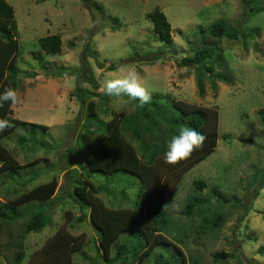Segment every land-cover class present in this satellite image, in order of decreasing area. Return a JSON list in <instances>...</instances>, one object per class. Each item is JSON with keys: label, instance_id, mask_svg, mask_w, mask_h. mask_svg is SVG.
Instances as JSON below:
<instances>
[{"label": "rangeland", "instance_id": "obj_1", "mask_svg": "<svg viewBox=\"0 0 264 264\" xmlns=\"http://www.w3.org/2000/svg\"><path fill=\"white\" fill-rule=\"evenodd\" d=\"M247 1L5 0L14 10L18 43V98L11 106L10 117L25 124L2 138L1 143L21 166L35 159L40 162L19 169L14 177L1 174L0 200H12L53 178L58 179L60 188L52 200L28 203L17 210L43 211L46 220L41 231L30 232L23 238L24 256L19 263L11 261L12 255L6 251L8 259L0 256V264H31L32 255L65 224L66 212L70 211L72 221L68 230L80 239V249L72 264H106L99 249L98 229L87 216L83 222H77L80 210L85 214L88 210L81 209L70 198L74 182L82 180L80 174L84 173L77 162L81 160L80 150L83 154L86 151L82 139L88 137L85 125L95 119L88 117L80 104L84 96L78 91L91 90L81 68L84 60L100 86L98 91L105 80L121 78L130 69L149 93L171 94L218 113L214 151L188 170L165 200L168 228L163 235L178 248L159 245L142 264H153L156 256L170 252L180 257L181 264H264V13H251ZM258 4L264 7V0ZM155 9L163 12L171 25L173 43L169 46L158 38L145 18L146 13ZM112 17L115 24L111 23ZM214 22L240 29L246 35L237 40L212 39L218 43V53L226 64L220 72L227 71L231 79L226 84L210 80L208 74L200 76L194 66H178L184 56L181 52L187 55L192 46L200 45L204 38L200 29L207 30ZM51 34L60 35V55L40 52L38 39ZM144 39H148L149 46L138 45ZM87 47L93 53L86 58ZM143 47L147 48L146 58L150 53L155 56L148 61L134 60L143 57ZM205 64L211 65L210 61ZM111 65L117 68L107 70ZM213 67L218 71L217 66ZM198 79L202 83L201 94ZM130 104L116 96L107 110L130 113ZM167 114L179 117L171 107ZM98 118L104 122L111 119L109 114ZM33 124L48 130L41 131ZM132 144L136 145L134 141ZM90 180L113 192L115 196L103 193L104 200L119 208L132 209L143 200L139 180L129 174L96 173ZM195 181L205 185L198 189ZM192 197H198L203 212L193 210L186 215V202ZM26 218L11 222L15 231L7 234L5 228L0 233V243H13L15 233H21L27 223ZM119 240L138 248L144 243V238L128 233ZM135 252L136 248L132 253Z\"/></svg>", "mask_w": 264, "mask_h": 264}, {"label": "trees", "instance_id": "obj_2", "mask_svg": "<svg viewBox=\"0 0 264 264\" xmlns=\"http://www.w3.org/2000/svg\"><path fill=\"white\" fill-rule=\"evenodd\" d=\"M258 3L259 0H248L245 4L251 13H264V7L259 6ZM94 6L96 5L94 4ZM145 18L151 22L155 34L163 43L168 46L173 43L171 25L163 12L155 9L146 13ZM111 19V23L115 24L116 19L113 17ZM200 34L204 37L200 45L192 46L187 55L182 51L184 56L180 58L178 66H194L200 76L208 74L210 80H214V82L230 83L231 79L227 71L220 72L222 68H226V64L218 53L220 51L218 43H214L212 39L220 40L224 37L237 40L239 36L246 38V35L242 34L240 29L227 28L221 22L212 23L207 30L201 28ZM16 36L17 24L14 10L5 0H0V93L7 88L15 90L17 88L18 43ZM147 40L144 39L143 43H138V45L150 44ZM38 44L41 54L42 52L48 56L61 54L60 35L51 34L41 37L38 39ZM146 50L147 48L143 47L141 51L143 57L134 60L143 61L146 58L144 55ZM90 52L93 53L87 47L84 56L87 58ZM261 53L263 54L264 51ZM150 57L145 61H148ZM207 61H210V66L205 64ZM81 65L85 82L91 90L81 88L78 91L82 97L84 96V98L81 97L83 100L81 99L80 104L84 109L86 108L88 117H95V119L88 126L85 125L88 137L83 136L82 139H84L86 151L83 154L80 150L81 160L77 162V166L83 168L84 173L80 174L82 180L78 178L74 182L72 196H70L73 202L80 205L81 209L85 207L88 210V214L80 210L81 214L77 222H83L87 216L90 224L98 229L99 249L103 253L102 257L106 260V264H142L151 251L159 245L178 248L163 235V233L166 234V228H168L165 200H168L174 192L184 174L214 151L218 138V113L215 109L178 100L171 94L155 93H150L151 101L143 107H140L127 95L122 94L120 96L131 103L130 105L133 107L131 112L126 113L124 110L108 112V103L116 96L105 95L103 89L98 91L100 86L95 83L87 70L86 60L82 61ZM213 65L217 66L218 71H214ZM116 68L111 65L107 67V70ZM197 86L201 94L202 83L199 79ZM12 104L11 101H8L0 106V119H7L13 125V127L0 130V175L6 173L9 177H14L13 175H16L19 169L34 166L40 162L35 159L29 164L21 166L1 143L2 138L11 134L18 126L25 124L10 117ZM103 105L104 108H102ZM168 107L177 110L179 117L168 115ZM98 114L100 117L102 115L106 117L109 114L111 119L106 122L101 121ZM181 125H187L201 132L205 136V140L189 158L170 165L163 158L165 145L173 135L178 133ZM32 126L41 131L48 130V127L39 124ZM132 141L136 143L135 146ZM96 173L104 176L125 173L137 178L141 185L140 196L143 200L139 204L136 203L132 209L119 208L120 206L117 207L112 204L113 202H106L103 193H107L109 196L110 194L115 195L90 180V176ZM262 182L264 183V180ZM57 185V178H53L47 183L21 193L12 200L6 198L0 200V233L5 231V228L8 229L7 234L15 231L11 222L18 221L21 217H27V223L22 232L15 233L16 237L13 243L4 245V241H2L3 248L0 243V256L8 259L5 256V252L8 251L12 255L11 261L14 263L21 261L24 256L23 238L30 232L41 231L46 219L43 211L29 212L26 210L25 215L17 210L28 203L52 200L55 192L60 188ZM194 185L201 189L205 183L195 181ZM122 193L125 195V190L122 189ZM201 206L198 197H192L186 202L184 213L190 215L193 210L201 213L203 212ZM71 214V211L66 212L65 224L58 227L55 233L32 255L31 264H72L74 254L80 249L78 242L80 239L72 236L68 230L69 221H72ZM127 233L133 234V237L144 238V243L140 245V248L128 246V243L119 240L121 235ZM17 238L19 239L17 240ZM135 248L136 252L132 253ZM113 252L114 255H112ZM37 259L39 260L37 261ZM36 261L37 263H34ZM152 263L181 264L182 261L180 257L170 252L169 255L156 256Z\"/></svg>", "mask_w": 264, "mask_h": 264}, {"label": "clouds", "instance_id": "obj_3", "mask_svg": "<svg viewBox=\"0 0 264 264\" xmlns=\"http://www.w3.org/2000/svg\"><path fill=\"white\" fill-rule=\"evenodd\" d=\"M102 89L107 96L127 95L136 101L140 107L150 103L151 94L141 84L140 78L133 70H127L121 78L108 79L102 84ZM17 91L12 88L0 93V106L4 102L16 103ZM13 127L7 119H0V130ZM205 136L187 125H181L177 134L173 135L165 145L163 158L167 164L175 165L191 156L204 142Z\"/></svg>", "mask_w": 264, "mask_h": 264}, {"label": "crops", "instance_id": "obj_4", "mask_svg": "<svg viewBox=\"0 0 264 264\" xmlns=\"http://www.w3.org/2000/svg\"><path fill=\"white\" fill-rule=\"evenodd\" d=\"M58 180V179H57ZM60 187V186H59Z\"/></svg>", "mask_w": 264, "mask_h": 264}]
</instances>
